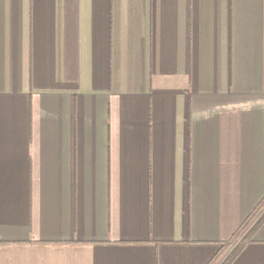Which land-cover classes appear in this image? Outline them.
Instances as JSON below:
<instances>
[{
    "label": "crops",
    "instance_id": "0c3cea01",
    "mask_svg": "<svg viewBox=\"0 0 264 264\" xmlns=\"http://www.w3.org/2000/svg\"><path fill=\"white\" fill-rule=\"evenodd\" d=\"M263 197L264 0H0V264H206Z\"/></svg>",
    "mask_w": 264,
    "mask_h": 264
},
{
    "label": "trees",
    "instance_id": "16d2710c",
    "mask_svg": "<svg viewBox=\"0 0 264 264\" xmlns=\"http://www.w3.org/2000/svg\"><path fill=\"white\" fill-rule=\"evenodd\" d=\"M263 222L264 197L254 207L250 216L239 225L227 241L221 244L206 264H230Z\"/></svg>",
    "mask_w": 264,
    "mask_h": 264
}]
</instances>
